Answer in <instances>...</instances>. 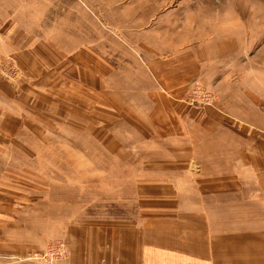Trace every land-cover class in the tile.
<instances>
[{
    "label": "rangeland",
    "instance_id": "rangeland-1",
    "mask_svg": "<svg viewBox=\"0 0 264 264\" xmlns=\"http://www.w3.org/2000/svg\"><path fill=\"white\" fill-rule=\"evenodd\" d=\"M0 12L37 33L50 69L57 63L65 69L59 73L64 85L26 98L37 123L33 118V129L15 137L21 144L0 146V181L17 183L35 200L21 212L24 227L16 231L34 251L10 264H85L87 253L100 245L94 234L102 237L117 227L126 241L138 238L153 212L162 213L161 198L145 197L152 190L144 178L184 174L159 164V149L173 144L156 136L150 122L194 110L183 124L196 125L191 143L205 146L213 114L232 126L239 124L235 115L253 106L256 121H264V0H0ZM163 61L181 75L189 70L193 80L192 89L177 88L183 96L178 102L171 103L155 81L154 65ZM26 75L17 58L0 56V78L20 85ZM203 93L214 102L204 101ZM106 99L114 100L116 114L104 128L114 121ZM191 165L199 174L201 167ZM21 169L35 176L1 178ZM58 246L64 251L60 259L52 257Z\"/></svg>",
    "mask_w": 264,
    "mask_h": 264
},
{
    "label": "crops",
    "instance_id": "crops-1",
    "mask_svg": "<svg viewBox=\"0 0 264 264\" xmlns=\"http://www.w3.org/2000/svg\"><path fill=\"white\" fill-rule=\"evenodd\" d=\"M4 17L0 12V56L17 58L19 67L27 75L21 87L19 83L12 85L0 78L1 148L21 144L15 137L33 129V118L37 123L26 98L39 90L64 85L59 73L65 70L63 64L58 63L49 68L52 60L36 32H31L13 14ZM153 71L158 73L156 83L168 91L167 98L177 102L183 97L177 93V88L190 86L193 82L189 70L181 75L182 71L170 65V61L154 65ZM33 82L35 85L31 86ZM26 85L31 90H27ZM190 87L192 89L193 85ZM55 92L49 94L55 95ZM106 106L114 120V100L106 99ZM223 108L226 114H231L230 108ZM48 109L52 111L51 107ZM249 109L250 113L235 115L239 124L232 126L224 122L223 115L210 116L209 122L214 123L208 125L212 139L205 146L191 143L197 126L185 127L183 124L186 117H195L194 110L188 111L186 116L177 112L176 116L167 117V122L160 116L156 124L150 122L154 124L156 136L173 144H165L166 147L163 145L159 149L163 153L159 164H164L167 169L182 170L184 174L173 178L161 175L158 180L144 178V184L151 186L147 189L152 190L145 197L151 200L161 198V209L158 210L162 213L153 212L140 229L138 238L134 236L131 242L126 241L127 237L119 227L110 233L106 231L102 237L94 234L100 245L91 251L89 245L86 246L90 254L87 253L85 264H264V121L258 123L257 110L253 106ZM174 110L171 109L168 115L174 114ZM57 111L64 113L63 110ZM93 121H90L91 125H94ZM106 123L104 128L111 127L115 120L108 119ZM96 125L100 132L101 122L97 121ZM178 135L188 136L190 140L177 139ZM199 146L200 149L206 148L205 152L200 151ZM177 150L185 152L184 155L168 154ZM191 164L201 167L199 174L191 172ZM8 175L24 181L22 177L33 178L35 172L21 169L14 174L6 172L1 178ZM181 182L185 183L184 188L175 185ZM17 185L8 186L0 181V264L26 258L30 251H34L29 248L26 238L16 231L18 227H24L21 212L35 200L30 197V192L26 194ZM109 236L116 237L114 242L108 241ZM31 264L39 263L33 261Z\"/></svg>",
    "mask_w": 264,
    "mask_h": 264
},
{
    "label": "built area",
    "instance_id": "built-area-1",
    "mask_svg": "<svg viewBox=\"0 0 264 264\" xmlns=\"http://www.w3.org/2000/svg\"><path fill=\"white\" fill-rule=\"evenodd\" d=\"M203 94H204V93H203ZM212 97H213L212 95L204 94V101H207L209 104H211V103L214 102V100H213ZM198 98H199V96H198ZM61 248H62L61 246H58V247L52 248L53 251H55L54 253H52V257H53L54 255H56V257H57L58 259L62 258L63 254H64V251L61 250ZM53 251H52V252H53ZM50 255H51V254H50Z\"/></svg>",
    "mask_w": 264,
    "mask_h": 264
}]
</instances>
